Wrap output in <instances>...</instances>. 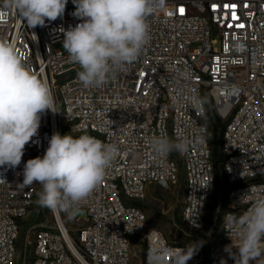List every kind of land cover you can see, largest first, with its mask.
<instances>
[{"label":"built area","instance_id":"obj_1","mask_svg":"<svg viewBox=\"0 0 264 264\" xmlns=\"http://www.w3.org/2000/svg\"><path fill=\"white\" fill-rule=\"evenodd\" d=\"M74 11L68 0L62 17L31 28L0 0V39L13 43L47 81L58 111L42 115L19 166L0 167V264H130L132 249L140 245V264H160L156 258L162 249L169 250L167 264H172L175 253L186 247L148 227L136 202L149 185L169 187L182 171L181 222L189 229L203 228L216 176L207 105L199 113L192 105L196 96L209 98L225 123L220 240L225 246L238 244L236 235L229 237L223 228L225 214L241 215L264 195L256 188L264 185V0H164L148 17L150 41L137 61L98 88H85L77 79L79 66L56 47L64 40L61 29L82 22ZM55 132L87 133L117 146L119 153L103 183L82 202L85 219L51 210L53 223L32 224L24 251L18 252L20 220L39 186L22 184L24 165L43 156ZM156 136L186 137L188 150L158 156L151 148ZM224 249L188 264H220L221 259L235 264Z\"/></svg>","mask_w":264,"mask_h":264},{"label":"clouds","instance_id":"obj_2","mask_svg":"<svg viewBox=\"0 0 264 264\" xmlns=\"http://www.w3.org/2000/svg\"><path fill=\"white\" fill-rule=\"evenodd\" d=\"M68 0H3V8L15 12L27 26H44L64 15ZM73 16L82 22L67 30L63 50L80 70L77 79L85 88L101 87L115 73L137 61L150 41L148 17L164 0H72ZM206 98L193 97L192 105L204 112ZM57 113L56 101L46 80L27 65L15 45L0 39V167L21 164L25 146L38 133L41 117ZM189 140L153 137L151 148L162 157L186 152ZM117 146L87 133L73 136L55 132L43 156L29 159L23 169V185H41L37 204L62 210L74 218L80 206L104 181L116 159ZM3 180V179H0ZM264 193V185L256 186ZM251 191V189H250ZM223 228L236 235L238 244L225 246L235 264H264V195L257 197L241 215L225 214ZM234 230V231H233ZM200 243L175 253L172 264H188ZM235 248V251L233 250ZM170 252L162 249L156 258L167 264ZM220 264H227L221 259Z\"/></svg>","mask_w":264,"mask_h":264},{"label":"rangeland","instance_id":"obj_3","mask_svg":"<svg viewBox=\"0 0 264 264\" xmlns=\"http://www.w3.org/2000/svg\"><path fill=\"white\" fill-rule=\"evenodd\" d=\"M56 47L63 50V42L56 44ZM218 174V177L216 176L213 194L207 206L205 223L202 229L193 230L186 228L180 221L183 196L182 171H179L177 181L169 187L155 184L149 185L145 196L138 201L144 205L143 211L146 215L147 226L161 232L165 239L171 244L182 245L188 248L192 246V243H200L201 246L193 258L213 257L215 252L223 250L225 245L220 240V224L218 222L220 219V207H218V204L223 203L224 188L222 187L221 173ZM41 190L42 188L39 184L33 206L29 213L20 220L17 241L18 252L24 251L25 239L28 235V229L32 224L47 226L51 225L54 221L51 209L37 204L38 195ZM213 197H217V204L215 207H212ZM62 216H64L63 212ZM85 217V211L80 209L79 213L74 218L83 220ZM31 248L32 246L28 245L27 254L30 253ZM143 251L142 245H140L139 248L134 247L131 253L130 264H140Z\"/></svg>","mask_w":264,"mask_h":264},{"label":"trees","instance_id":"obj_4","mask_svg":"<svg viewBox=\"0 0 264 264\" xmlns=\"http://www.w3.org/2000/svg\"><path fill=\"white\" fill-rule=\"evenodd\" d=\"M207 115L205 118V122L209 125L210 128V139H209V145L211 148V158L214 164V171L215 176L218 177V173H221V178L223 181H225L224 175L222 173L221 169V163H222V154L220 152V142L222 137V132L225 127V123L221 121V119L218 117V115L215 113L212 103L209 98H207ZM223 193V199L226 194V189L224 188ZM36 198V196H35ZM35 200V199H34ZM213 205L212 207H215L217 204V197H213ZM136 204L143 210L144 205L140 202H136ZM220 219L218 220L219 224H221V213L224 209V204L220 203ZM181 221V219H180ZM220 231H221V225H220Z\"/></svg>","mask_w":264,"mask_h":264},{"label":"snow or ice","instance_id":"obj_5","mask_svg":"<svg viewBox=\"0 0 264 264\" xmlns=\"http://www.w3.org/2000/svg\"><path fill=\"white\" fill-rule=\"evenodd\" d=\"M243 25H241V27H242Z\"/></svg>","mask_w":264,"mask_h":264}]
</instances>
